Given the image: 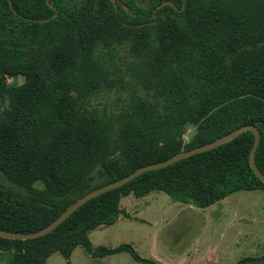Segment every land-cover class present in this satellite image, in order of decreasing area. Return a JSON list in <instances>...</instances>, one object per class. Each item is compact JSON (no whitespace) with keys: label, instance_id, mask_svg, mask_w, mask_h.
Segmentation results:
<instances>
[{"label":"trees","instance_id":"1","mask_svg":"<svg viewBox=\"0 0 264 264\" xmlns=\"http://www.w3.org/2000/svg\"><path fill=\"white\" fill-rule=\"evenodd\" d=\"M165 1V4L157 9ZM0 0V169L39 195L0 184V228L39 230L87 192L253 124L264 173V0ZM127 6V8H126ZM56 14V15H55ZM55 15V16H54ZM121 49L130 63L117 65ZM8 76H22L8 84ZM131 89L109 112L99 93ZM194 126L185 143L181 129ZM254 133L142 173L87 201L52 232L0 237V264H71L83 245L95 257L129 251L97 246L89 232L115 223L123 196L162 191L208 207L240 190H264L250 165ZM240 260L237 264H242Z\"/></svg>","mask_w":264,"mask_h":264},{"label":"rangeland","instance_id":"2","mask_svg":"<svg viewBox=\"0 0 264 264\" xmlns=\"http://www.w3.org/2000/svg\"><path fill=\"white\" fill-rule=\"evenodd\" d=\"M136 1L141 6L149 2ZM129 54L127 49L119 52L117 65L123 70L130 63ZM23 82L22 76L7 77L10 85ZM130 93V88L119 85L99 93L96 104L109 112H119L126 107ZM194 130V126L181 129L185 143L191 140ZM0 184L24 196L39 195L43 189L39 183L33 189L26 188L1 169ZM120 205L133 217L128 214L114 224L93 229L91 236L96 246L129 243L141 257L159 264H237L240 260H244L242 264H264V190H240L211 206H194V212L181 209L182 202L156 190L141 198L133 193L125 195ZM45 264L69 262L62 253L54 252ZM71 264L145 263L129 251L95 257L79 245Z\"/></svg>","mask_w":264,"mask_h":264},{"label":"water","instance_id":"3","mask_svg":"<svg viewBox=\"0 0 264 264\" xmlns=\"http://www.w3.org/2000/svg\"><path fill=\"white\" fill-rule=\"evenodd\" d=\"M112 1L114 2L115 5H117L116 0H112ZM48 2H49V5L51 7L55 8L56 14H57L56 6H54L52 3H50V0H48ZM165 4H172V3L170 1H165L161 5H159L157 7V9L161 8ZM126 8H127V6H126ZM246 131H252L254 133V137H255L254 144H253V147H252L251 152H250L251 168L253 169V171L255 172L257 177L260 178L264 182V173L260 170V168L258 167L256 160H255V153H256L257 148H258L260 141H261V132H260L259 128L253 124H245V125H242V126L236 128L235 130H233L227 134H224V135H222V136H220V137H218V138H216L210 142H207L203 145L196 146V147L189 149V150L181 151V152H179V153H177V154H175V155H173V156H171L165 160L153 162L150 164L140 166L122 178H119L115 181L104 184L102 186H99V187L87 192L86 194H84L83 196H81L80 198L75 200L73 203H71L59 216H57L48 225H46L45 227H43L39 230H35V231H31V232H20V231H11V230H5V229L0 228V237L8 238V239L27 240V239H34V238L44 236V235L52 232L62 222H64L72 213H74L79 207H81L83 204H85L87 201L91 200L92 198H95V197H97V196H99V195H101V194H103L109 190H112L114 188L120 187V186H122L125 183L133 180L134 178H136L137 176L141 175L142 173H144L146 171L166 167V166H168V165H170L176 161H179L181 159L187 158V157L192 156V155L197 154V153L208 151L210 149H213V148H216V147L221 146L223 144H226L228 142H231L236 137H238L239 135H241L242 133H244Z\"/></svg>","mask_w":264,"mask_h":264},{"label":"crops","instance_id":"4","mask_svg":"<svg viewBox=\"0 0 264 264\" xmlns=\"http://www.w3.org/2000/svg\"><path fill=\"white\" fill-rule=\"evenodd\" d=\"M148 195H150V193L149 194H147V195H145V196H148ZM145 196H142V197H145ZM228 197V196H227ZM141 198V197H140ZM226 198V197H225ZM225 198H223V199H221L220 201H222V200H224ZM220 201H218V202H220ZM217 202V203H218ZM183 203V207L181 208V209H183V208H187L189 211H191V212H194L195 210V207L194 206H196V205H193V204H189V203H184V202H182ZM135 206H137V204L135 205ZM211 206V205H210ZM122 208V207H121ZM180 208V207H179ZM202 208V207H201ZM123 209V208H122ZM127 214H130L131 216H132V214H131V212H129V211H125ZM121 217H128V216H126L124 213L123 214H121V216L119 217V219L121 218ZM133 217V216H132ZM131 217V218H132ZM130 218V217H129ZM118 219V220H119ZM117 220V221H118ZM116 221V222H117ZM115 222V223H116ZM114 224V223H113ZM91 233H92V230L89 232V237H90V240H91V242L93 243L94 241H93V238H92V236H91ZM95 247H97L95 244H93ZM77 248V247H76ZM74 252V251H73ZM73 254V253H72ZM72 256V255H71ZM107 256V255H106ZM103 257H105V256H103Z\"/></svg>","mask_w":264,"mask_h":264}]
</instances>
